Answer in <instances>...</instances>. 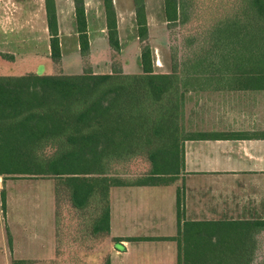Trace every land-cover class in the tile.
<instances>
[{"label": "trees", "instance_id": "1", "mask_svg": "<svg viewBox=\"0 0 264 264\" xmlns=\"http://www.w3.org/2000/svg\"><path fill=\"white\" fill-rule=\"evenodd\" d=\"M73 2L83 63L80 73L65 74L56 68L61 51L55 1L44 0L54 70L38 73L33 63L16 64L11 74H0V176L59 178L74 212L83 211L92 201L103 202L102 213L92 224V235L104 232V241L112 245L120 239L109 235L110 187L167 184L180 172L179 144L187 85L235 81L264 88V0H244L236 15L217 17L208 29L209 44L204 56L179 61L166 73L153 68L144 0H134L133 5L141 43V70L137 73L92 70L88 62L84 1ZM102 3L107 41L115 54L120 52L121 43L113 0ZM163 12L169 28L175 23H185V0H163ZM193 18L199 25L206 20ZM0 57L13 60L3 53ZM46 147L53 151L46 153ZM138 159H145L142 164L149 166L143 177L129 180L112 171L120 162ZM0 200L4 210L3 188ZM57 206L54 194L57 222L53 255L38 259L55 264L64 257L65 237L61 233L70 221L65 217L66 211H59ZM176 219V264H251L258 248V236L264 232V218L260 217L183 220L179 188ZM32 261L13 259L11 264Z\"/></svg>", "mask_w": 264, "mask_h": 264}, {"label": "crops", "instance_id": "2", "mask_svg": "<svg viewBox=\"0 0 264 264\" xmlns=\"http://www.w3.org/2000/svg\"><path fill=\"white\" fill-rule=\"evenodd\" d=\"M24 1L30 6H23ZM54 1L61 51L60 64L56 68L65 74L80 73L83 63L75 28L74 2ZM83 1L89 42L88 62L94 72L99 68L103 70L101 72H108L109 57L114 50L107 41L102 0ZM113 4L120 52L123 55L131 52L136 56L133 62L125 60L122 68L125 72H140L141 43L136 33L134 8H127L124 12L116 7L115 0ZM0 7L3 8V13L0 12V53L13 59L0 57V63H33L35 71L41 66L40 73L54 70L56 65L50 60L44 0H0ZM145 11L147 41L151 43L146 4ZM123 16L127 18L128 29L133 32L125 39L121 32ZM24 26L28 27L25 31ZM31 30L37 40L43 41L44 52L17 51L15 44L21 41L18 33L20 36L21 32ZM155 66L156 72L161 71L159 64ZM181 125L179 147L182 159L175 179L167 184L110 187L109 235L120 240L110 245L108 264H176L177 188L182 197L183 220L264 218V88L240 85L235 81L217 85L189 84L184 92ZM2 188L0 177V191ZM9 196L15 198V194L5 191V205ZM243 197L248 198L246 204H242ZM21 201H26V194ZM5 209L2 210L0 200L2 260L12 262L13 259L52 257L57 222L54 193L50 192L44 210L46 240L35 247L30 234L32 216L28 209L24 207L17 212L16 219L11 222L5 221ZM243 213L247 216H242ZM135 237L138 239L127 240Z\"/></svg>", "mask_w": 264, "mask_h": 264}, {"label": "rangeland", "instance_id": "3", "mask_svg": "<svg viewBox=\"0 0 264 264\" xmlns=\"http://www.w3.org/2000/svg\"><path fill=\"white\" fill-rule=\"evenodd\" d=\"M242 2L244 0H185V16H187L184 19L185 23H175L169 28L164 17L163 0H144V6L146 4L151 28L152 40L151 43L148 41L147 43L152 50L151 57L153 66L156 65L155 67H157L159 64L161 68L159 72L166 73L171 70L172 65L177 64L179 61L187 58L194 60L197 57L204 56L206 49H208V29L211 23L217 17H222L223 15H236L240 10ZM115 5L125 12L127 8L134 7V0H115ZM23 6L29 7L30 4L24 1ZM244 6L246 7V4ZM2 7H0L1 13H3ZM241 10L243 13V7ZM193 17H204L206 18L205 23L199 25L198 21H196L197 19ZM121 19L122 38L125 39L129 35L132 36L133 32L128 29L127 18L123 16ZM198 27H200V30H197ZM23 28L25 31L28 27L24 26ZM18 38L21 39V41L15 44L18 52L31 50L44 52V43L35 38L34 31L21 32L20 36L18 33ZM129 53L130 55H123L122 52L111 54L108 61L110 63L108 72L112 70L125 72L122 68L124 61L133 62L136 57L131 52ZM15 67L16 65L14 64H0V74H11V70ZM127 70L133 71L135 69L128 68ZM101 71L103 70L99 68V71L96 73H101ZM37 72H41V66ZM131 73H137V71ZM44 151L51 153L53 148L46 147ZM142 160L144 162L146 161L145 159ZM142 160L120 162L114 166L112 171H115V174L121 178L126 179L129 177V180L143 177L147 173L149 166L147 167V164L143 165ZM1 183L5 191L9 190L13 195L15 194L14 199L9 196V200L5 205L7 218L5 221L11 222L16 219L17 214L26 207L29 211L28 213L32 216L30 234L32 235L34 247L44 242L47 237V230L44 225V210L47 205L48 196L52 191L57 196V209L59 211H66L68 215H65V217H69L70 219L69 223L65 224V231L61 233V236L65 237L63 243L66 246V250L64 257L58 261V264L106 263L110 244L108 241H104V232L100 231L92 235V224L101 215L104 205L103 202L96 203L92 201L83 211L74 212L75 210H72L65 185L60 182L59 178L52 176H19L7 179L1 177ZM11 184L12 186L10 187ZM24 194H26V201H21ZM241 199L242 204H246L248 201V198L243 197ZM22 203L26 204V206L22 205ZM239 214L236 216H240ZM244 215L247 216L243 213L242 216ZM250 215L252 216V213ZM5 221L4 219L1 220L3 223ZM80 256H83V258L81 259ZM84 258L85 260H83ZM2 259L3 256H0V264L12 263L10 260L8 262V260L4 261ZM54 262L34 259L30 264H55ZM251 264H264V232L258 236V248Z\"/></svg>", "mask_w": 264, "mask_h": 264}]
</instances>
